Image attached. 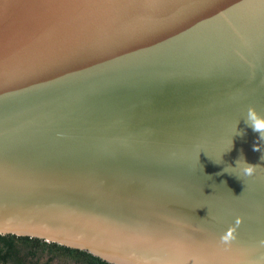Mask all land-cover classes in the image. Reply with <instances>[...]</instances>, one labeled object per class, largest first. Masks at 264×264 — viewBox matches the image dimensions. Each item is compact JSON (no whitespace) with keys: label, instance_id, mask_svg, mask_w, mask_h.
Here are the masks:
<instances>
[{"label":"water","instance_id":"obj_1","mask_svg":"<svg viewBox=\"0 0 264 264\" xmlns=\"http://www.w3.org/2000/svg\"><path fill=\"white\" fill-rule=\"evenodd\" d=\"M249 107L264 117V0H0V235L264 264Z\"/></svg>","mask_w":264,"mask_h":264},{"label":"trees","instance_id":"obj_2","mask_svg":"<svg viewBox=\"0 0 264 264\" xmlns=\"http://www.w3.org/2000/svg\"><path fill=\"white\" fill-rule=\"evenodd\" d=\"M1 246H4V248L1 249ZM22 247L29 248V252L22 255ZM39 251L49 255L46 264H52L57 256L73 259L77 264H108L87 252L53 243L48 244L40 239L0 235V264H7V261L13 257L18 261L22 259L24 262V259H27L30 264H40L41 257L38 255ZM19 255H22V258ZM23 262L20 264H26Z\"/></svg>","mask_w":264,"mask_h":264},{"label":"clouds","instance_id":"obj_3","mask_svg":"<svg viewBox=\"0 0 264 264\" xmlns=\"http://www.w3.org/2000/svg\"><path fill=\"white\" fill-rule=\"evenodd\" d=\"M245 123L248 127H250L254 132L259 134L260 141H264V117H262L254 107H249L247 110V118ZM236 135L243 136V132H236ZM255 151L264 150V144L254 146ZM264 160V156L261 157ZM236 167L239 168L243 175L245 176H253L256 173L258 165L249 164L243 154L241 153L239 159L236 160ZM224 172H227L224 169ZM229 174V173H228ZM243 224V218H237L235 222V226L228 229L226 234L221 237V240L224 243H229L236 239L237 228Z\"/></svg>","mask_w":264,"mask_h":264},{"label":"rangeland","instance_id":"obj_4","mask_svg":"<svg viewBox=\"0 0 264 264\" xmlns=\"http://www.w3.org/2000/svg\"><path fill=\"white\" fill-rule=\"evenodd\" d=\"M29 248H23L21 250L22 255L26 254L29 252ZM43 252L39 251L38 255H40V259H46L49 257V255L44 254ZM52 264H77L73 259L67 258V257H63V256H57L55 257V259L53 260Z\"/></svg>","mask_w":264,"mask_h":264},{"label":"flooded vegetation","instance_id":"obj_5","mask_svg":"<svg viewBox=\"0 0 264 264\" xmlns=\"http://www.w3.org/2000/svg\"><path fill=\"white\" fill-rule=\"evenodd\" d=\"M2 248H4V246H1V249ZM19 257H21L22 258V255H19ZM48 259H49V257L48 258H46V259H41L40 260V264H46L47 262H48ZM21 262H23V260L21 259V260H16L14 257L12 258V259H9L8 261H7V264H20ZM24 262L26 263V264H30V262L27 260V259H24ZM23 262V263H24Z\"/></svg>","mask_w":264,"mask_h":264}]
</instances>
